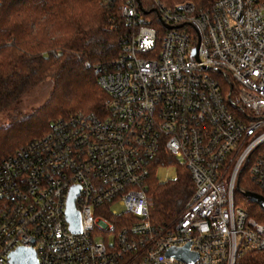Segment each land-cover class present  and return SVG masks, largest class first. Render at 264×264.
Masks as SVG:
<instances>
[{
  "label": "built area",
  "instance_id": "1",
  "mask_svg": "<svg viewBox=\"0 0 264 264\" xmlns=\"http://www.w3.org/2000/svg\"><path fill=\"white\" fill-rule=\"evenodd\" d=\"M102 2L131 34L95 69L101 111L59 117L2 161L0 264L18 247L37 264H236L264 249V223L234 204L251 191L243 170L264 196V0ZM173 162L193 192L154 224L146 181ZM74 186L77 232L65 216ZM186 245L193 260L167 254Z\"/></svg>",
  "mask_w": 264,
  "mask_h": 264
},
{
  "label": "trees",
  "instance_id": "2",
  "mask_svg": "<svg viewBox=\"0 0 264 264\" xmlns=\"http://www.w3.org/2000/svg\"><path fill=\"white\" fill-rule=\"evenodd\" d=\"M190 1L207 7L214 0ZM130 34L118 4L107 8L102 0H3L0 112L46 79L52 80L53 86L43 106L31 113L19 112L0 124V165L17 150L47 134L59 117L78 110L101 111L105 93L95 69L110 66ZM173 164L175 177L159 180L155 166L146 181L145 191L152 201L149 219L154 224H169L177 219L193 192L186 168ZM244 172L238 184L261 193ZM234 204L264 223V212L245 196L236 194ZM236 264H264V249L242 254Z\"/></svg>",
  "mask_w": 264,
  "mask_h": 264
},
{
  "label": "water",
  "instance_id": "3",
  "mask_svg": "<svg viewBox=\"0 0 264 264\" xmlns=\"http://www.w3.org/2000/svg\"><path fill=\"white\" fill-rule=\"evenodd\" d=\"M195 55H196V50H195ZM78 190L79 188L77 186H74L70 189L69 195L66 200V210H65L66 220L70 225V229L74 232L80 230L79 213L74 206V202L78 194ZM244 195L251 202L256 203L264 212L263 195L253 191H246L244 192ZM167 254L175 255L176 257L180 259H185L187 261L193 260L195 258V256L190 257L188 255V245L179 249H170L167 252ZM9 264H37L36 252L31 248L18 247L10 253Z\"/></svg>",
  "mask_w": 264,
  "mask_h": 264
},
{
  "label": "rangeland",
  "instance_id": "4",
  "mask_svg": "<svg viewBox=\"0 0 264 264\" xmlns=\"http://www.w3.org/2000/svg\"><path fill=\"white\" fill-rule=\"evenodd\" d=\"M52 86V80L46 79L28 90L17 103L0 112V124L6 122L10 116L19 112L31 113L43 106L49 97ZM155 174L161 181L171 179L176 175V166L174 164L159 166L156 168Z\"/></svg>",
  "mask_w": 264,
  "mask_h": 264
}]
</instances>
